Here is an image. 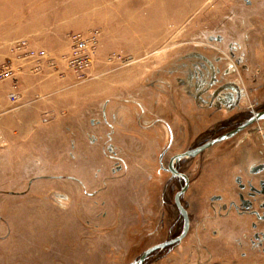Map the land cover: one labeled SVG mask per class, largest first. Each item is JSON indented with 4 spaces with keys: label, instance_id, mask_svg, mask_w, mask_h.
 Returning <instances> with one entry per match:
<instances>
[{
    "label": "rangeland",
    "instance_id": "rangeland-1",
    "mask_svg": "<svg viewBox=\"0 0 264 264\" xmlns=\"http://www.w3.org/2000/svg\"><path fill=\"white\" fill-rule=\"evenodd\" d=\"M0 66V264H134L183 228L171 159L264 110V0H0ZM178 163L190 229L143 264H264V119Z\"/></svg>",
    "mask_w": 264,
    "mask_h": 264
},
{
    "label": "flooded vegetation",
    "instance_id": "flooded-vegetation-1",
    "mask_svg": "<svg viewBox=\"0 0 264 264\" xmlns=\"http://www.w3.org/2000/svg\"><path fill=\"white\" fill-rule=\"evenodd\" d=\"M262 113V112H264V110H260V111H257V112H255V111H253L247 118H245L244 119V121L243 122H241V123H238L237 125H235L234 126V128H232L231 130H229V131H226V132H224V133H222L221 135H219V136H217V137H215V138H213V139H210V140H208V141H206V142H204V143H202V144H200L199 146H201V145H203V144H205V143H207V142H210V141H213V140H215L216 138H218V137H220V136H222V135H227L228 137L227 138H225V139H223V140H220V141H218V142H215L214 144H212L211 146H213V145H215V144H217V143H220V142H222V141H225V140H227V139H229V138H231V137H233L234 135H236V134H238L239 132H241V131H243V130H245L246 128H248L250 125H252L254 122H256V121H259V120H262V119H264V116L261 118V119H258V120H255V121H253L252 123H250V124H248L246 127H244V128H242L241 130H239L238 132H235L234 134H231V132H233V131H235L236 129H238L240 126H242L244 123H246V122H248L256 113ZM199 146H196V147H194V148H192V149H195V148H197V147H199ZM211 146H209V147H211ZM208 148V147H207ZM206 148V149H207ZM192 149H189V150H192ZM189 150H187V151H189ZM205 150V149H204ZM204 150L203 151H201L200 153H202V152H204ZM186 151V152H187ZM185 153V152H184ZM200 153H198V154H200ZM183 154V153H182ZM198 154H196V155H198ZM177 155H180V154H177ZM196 155H194V156H196ZM176 156V155H175ZM174 156V157H175ZM194 156H185V157H182V158H188V157H194ZM173 157V158H174ZM172 158V159H173ZM182 158H180V159H178V160H175L174 162H173V167L177 170V172L176 173H174L172 170H171V162H172V159H171V162H170V165H169V171L174 175V176H176V177H178V178H180L181 180H183V183H182V185H181V188H180V190L179 191H177L176 192V194H175V196H174V199H175V206H176V208H177V210L180 212V216L182 217V223H183V228H182V230H181V232H179L175 237H177V236H179L181 233H182V231L184 230V227H185V218H184V215H183V213H182V211L183 210H185V211H187V213H188V209H187V207H186V205H184V203H183V201H182V197H183V195H184V193L188 190V188H189V186H190V179H189V176L185 173V172H182V171H180V167H179V161L180 160H182ZM262 172H264V163H258V164H256V165H254V166H252V167H250V169H249V173L251 174V176L252 177H249V178H247V180L245 181L244 180V177L242 176V175H239L238 177H237V185H238V189H239V191H238V194H237V196H238V199H239V203H235V202H233L232 203V205L235 207V210L236 211H240V212H242V213H249V212H253L254 214H256V217L258 218V219H260V220H264V200L263 201H261V203L259 204V207H257V204H258V199H259V197L260 196H264V177H258V175L260 174V173H262ZM185 188V191L183 192V193H181L180 195H179V201H180V205L181 206H179L178 204H177V197H178V194L183 190ZM214 199H217V200H222L223 199V197L221 196V195H218V196H216V197H214ZM232 210V209H231ZM257 211H259L260 212V215H257ZM188 218H189V229H190V217H189V213H188ZM253 224V227H256V225H257V223L256 222H253L252 223ZM189 229H188V231H189ZM174 237V238H175ZM171 239H173V238H171ZM170 240V239H169ZM168 241V240H167ZM165 242V241H164ZM162 243V242H161ZM160 244V243H159ZM178 244V243H177ZM170 246H172V245H169V246H166V247H170ZM166 247H164V248H166ZM164 248H160V249H164ZM157 250H159V249H157ZM156 250V251H157ZM155 252V251H154ZM152 254V253H151ZM150 254V255H151ZM141 257V256H140ZM139 257V258H140ZM148 257V256H147ZM138 258V259H139ZM137 259V260H138ZM145 260V259H144ZM136 263V262H135ZM134 263V264H135ZM141 264H143V262L141 263Z\"/></svg>",
    "mask_w": 264,
    "mask_h": 264
},
{
    "label": "water",
    "instance_id": "water-1",
    "mask_svg": "<svg viewBox=\"0 0 264 264\" xmlns=\"http://www.w3.org/2000/svg\"><path fill=\"white\" fill-rule=\"evenodd\" d=\"M263 116H264V112H262V113H261V112H260V113H256V114H255V115H254V116H253L248 122L244 123L242 126H240V127H239L238 129H236L235 131L231 132V134H234L235 132H238L239 130H241L242 128L246 127L248 124L252 123L253 121L258 120V119H261ZM227 137H228L227 135H222V136L216 138L215 140L210 141V142H207V143H205V144H203V145H201V146H199V147H197V148H195V149L189 150V151H187V152H185V153H183V154H180V155H176V156L172 159V162H171V165H170V166H171V170H172L174 173L177 172V170L173 167V162H174L175 160H178V159H180V158H182V157H185V156H194V155L200 153L201 151H203L204 149H206L207 147L211 146V145L214 144L215 142H218V141H220V140H223V139H225V138H227ZM184 191H185V188H184V189L178 194V197H177V204H178L179 206H181V205H180V201H179V195H180L181 193H183ZM182 213H183L184 218H185V227H184V230L182 231V233H181L179 236H177V237H175V238H173V239H170V240H168V241L162 242V243H160V244H157V245H154V246L148 248V249L143 253V255H141V257L136 261L135 264H141L147 256H149L151 253H153V252L156 251L157 249L164 248V247H166V246H169V245H175V244L179 243V242H180V241H181V240L187 235V233H188V229H189V218H188V213H187V211H185V210H183Z\"/></svg>",
    "mask_w": 264,
    "mask_h": 264
},
{
    "label": "built area",
    "instance_id": "built-area-1",
    "mask_svg": "<svg viewBox=\"0 0 264 264\" xmlns=\"http://www.w3.org/2000/svg\"><path fill=\"white\" fill-rule=\"evenodd\" d=\"M72 39L74 42L72 52L70 54V62L75 71H85L93 62V52L90 49L89 38L82 35L73 34ZM44 51L38 55L43 56ZM13 76V70L9 66H0V80H6Z\"/></svg>",
    "mask_w": 264,
    "mask_h": 264
}]
</instances>
